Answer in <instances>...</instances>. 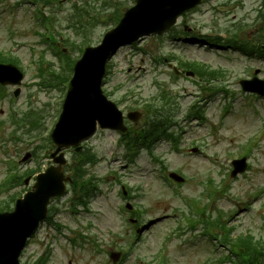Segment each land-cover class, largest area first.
I'll return each instance as SVG.
<instances>
[{"label": "rangeland", "instance_id": "374dc122", "mask_svg": "<svg viewBox=\"0 0 264 264\" xmlns=\"http://www.w3.org/2000/svg\"><path fill=\"white\" fill-rule=\"evenodd\" d=\"M23 1L0 0V46L8 47L10 45L7 29L11 30L12 28V31H17L18 35L14 40L12 39V49L22 59L23 64L28 66L26 80V85H28L34 80L32 76L34 68L31 67V62L35 56L43 51L45 46L38 44L41 37L34 31L33 13L35 7L33 5L17 6V3ZM90 1L98 3L97 0ZM129 1L131 0H121L124 3ZM235 3L234 0H208L201 8L189 14L187 20L196 26L197 31L203 35H208V37L218 33L226 37L225 30L234 23V16L238 20L244 17L245 23L255 25L258 12L251 7L256 5L259 8L260 2L258 0H244V6L239 7L234 6ZM63 8L60 16L64 18L71 9V2L68 1ZM44 10L47 14L50 12L48 8L44 7ZM63 24L65 25L66 21ZM105 29L104 26L93 29L91 31L93 41H98ZM251 30L255 35L254 30L252 28ZM63 33L74 38V33L71 31L64 30ZM141 42L139 47L144 48L147 54L129 46H124L115 53L106 84L107 89L111 90L112 87L121 85V90L117 92L118 97H123L126 90L131 88L134 89L136 97L144 99L155 92V77L157 80L160 79L161 83H165L178 101V110L175 111L174 119L183 131L181 134L180 127L176 125L172 127L181 135L178 152L173 150L172 141L165 140L157 146L156 153L163 155L164 161L170 169H179L190 177L188 183L180 188L183 196L198 195L202 190L197 181H206L209 177H213L215 183L229 184L228 194L219 196L216 204L226 213L231 214L233 212L232 215L234 216L231 217L229 223L238 226L235 234H239L242 230H252L258 236L264 234V192L259 198H254V194H256L254 190L258 191V188H264V142L255 153L253 151L251 155L252 167L247 173L235 179L229 176L232 156H237L240 153V145L251 138L256 130L264 128L259 127L264 124V100L256 102L259 112L255 114L252 110L255 97L249 94L247 96L241 94L239 85V78L247 73L249 67L255 64L264 68V62L249 60L242 54H239L238 57L237 53L230 56L227 54L230 51L227 50L205 49L203 45L196 46L194 41H176L171 39L170 35L164 36L162 39L157 37L145 38ZM172 53L182 60H196L205 62L216 69H225L227 71L226 79L214 82V86L220 87L225 84L227 89L236 94L233 99L232 111L223 114L222 108L228 101H231V98L224 99L222 92H217L215 96H209L208 93L201 92L199 87L190 80L175 79L166 62L158 63L157 66L151 63L150 59L153 55ZM26 85L17 103L28 101L29 95H32L30 101L37 103L38 99L44 96L43 93H38L36 86ZM60 99L61 93H54L50 97L53 108ZM198 99H204L201 105L203 106L202 114L206 121L196 118L186 119L189 108L197 104ZM53 108H50V113L53 112ZM7 114L6 103L0 99V118H4ZM7 129L8 127L5 131ZM1 136L2 131L0 130V138H2ZM117 139L115 133H106L90 143V146L102 157V161L94 168V172L98 177L108 182L101 183V189H104L105 194L98 197L92 207L99 212L97 214L91 212L88 215L84 214L82 220L91 218L94 221L93 228L90 230L91 234L94 233L99 236V233L108 231L122 232L125 229V222L119 205L122 199L116 192L119 186L115 184L111 189V185L117 181L118 177L108 173V171L117 172L122 181L131 184L142 183L143 189L148 191L145 200L150 208L149 213L154 214V218H156L155 222L152 223L155 226L150 235L148 246L144 251L145 254H151L158 249L160 241L176 225V219L170 218L169 213L175 206L182 209L187 208V204L181 202V198L171 192V186L163 183L160 162L153 160L145 153L137 159L135 164L130 165L127 169H122L127 161L123 157V150L118 147ZM25 141L16 142L12 140L5 144L6 148L0 146V182L4 181L8 175L7 159L14 157L13 159L18 161L22 157L19 153L28 150L29 144ZM194 143L203 145L204 152L202 154L191 151ZM32 164L30 163L29 166ZM26 167H28L27 164L20 166L22 170ZM22 190L23 187L18 186L11 192H21ZM137 195H133V202L138 203L142 200ZM5 196L4 193L3 197ZM187 202L194 212L198 213L202 210L201 199L192 197ZM235 210H237L236 213ZM164 215L166 216L162 218ZM104 241L106 244L103 246L110 247L111 240L104 239ZM42 245L43 241L41 243L34 241L25 256L34 250L40 251ZM218 248L216 251L221 252L222 247L219 246ZM211 250L213 249L202 237L192 240V237L189 236L185 243L174 237L168 245L169 254L174 258L172 264H205L206 259L211 255L217 257V255H213ZM135 256L132 257L137 259ZM106 257L87 244L74 249L67 247L64 251L58 246L51 263L69 264L68 261L72 259V264H103ZM133 258L126 264H138Z\"/></svg>", "mask_w": 264, "mask_h": 264}, {"label": "water", "instance_id": "95a60500", "mask_svg": "<svg viewBox=\"0 0 264 264\" xmlns=\"http://www.w3.org/2000/svg\"><path fill=\"white\" fill-rule=\"evenodd\" d=\"M200 0H159L160 5L168 6L160 17L166 19L162 24L154 28H144L148 21L147 5L151 0H138V5L127 16L121 27L113 33L129 34L134 31L136 36L147 33L150 30H162L172 24L175 17L182 11L194 6ZM166 9V8H165ZM157 23V22H156ZM135 36V38H136ZM110 41L104 46L88 53L76 67V75L72 80L65 104V111L55 131L54 137H69L77 143L78 140L88 136L95 129L96 121L102 125L113 126L114 121L107 120L106 115L114 111L107 106L106 99L100 91L101 76L104 67L105 53L110 48ZM244 167H241L243 170ZM55 178V186L61 184V174L58 169H50L46 175H42L41 182H52ZM39 194L42 190L38 186ZM35 195H30L33 198ZM26 208V207H25ZM22 212L0 214V264H19L18 256L24 243L26 234L22 225Z\"/></svg>", "mask_w": 264, "mask_h": 264}, {"label": "trees", "instance_id": "16d2710c", "mask_svg": "<svg viewBox=\"0 0 264 264\" xmlns=\"http://www.w3.org/2000/svg\"><path fill=\"white\" fill-rule=\"evenodd\" d=\"M8 209L9 203L6 204ZM6 207H0L4 210ZM229 238V234L226 236ZM240 252L237 254V264H264V247L258 246L259 242H255L253 236L248 235L237 240Z\"/></svg>", "mask_w": 264, "mask_h": 264}]
</instances>
